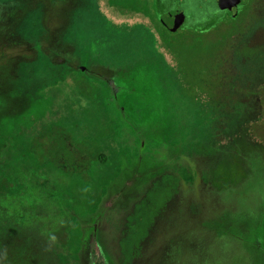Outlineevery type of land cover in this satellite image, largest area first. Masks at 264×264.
<instances>
[{
	"label": "rangeland",
	"instance_id": "1",
	"mask_svg": "<svg viewBox=\"0 0 264 264\" xmlns=\"http://www.w3.org/2000/svg\"><path fill=\"white\" fill-rule=\"evenodd\" d=\"M149 1L0 0V264H264V0ZM55 126L87 169L38 163Z\"/></svg>",
	"mask_w": 264,
	"mask_h": 264
},
{
	"label": "trees",
	"instance_id": "2",
	"mask_svg": "<svg viewBox=\"0 0 264 264\" xmlns=\"http://www.w3.org/2000/svg\"><path fill=\"white\" fill-rule=\"evenodd\" d=\"M146 4L147 5L144 6V8L147 9L145 11L146 14L151 15L152 12H154V14L158 16L157 8H156V5H157L156 1L151 0V2L149 1V3L146 2ZM203 8L205 10L211 9L210 5H208L207 2L204 4ZM206 15H209V14H206ZM164 29L168 31L167 28H164ZM80 76L82 79H84L86 77V73L82 72ZM233 76H237L236 73H234L232 77L227 78L226 88L228 89L229 93H224L223 101H225L226 98L228 99L227 101H229L230 93H232L235 96L237 92L236 84L238 83V81H234ZM78 86L81 88L80 83H78ZM186 95H188V93H185V96ZM210 103H211V106L215 109L210 108L209 110L202 111V112L207 113L209 117L211 115H215L216 117L219 116L224 121L225 116L223 117L219 115L220 111H224L218 108V106L220 107L221 105V101L213 100V102H210ZM215 103H219V105ZM197 111H200V110H197ZM225 111L227 113V117L232 116V114H229V113H234L233 111H227L226 109ZM202 120L203 122L205 121V119H202ZM216 120L218 121V119ZM224 127H225V124L223 122H219L217 126L218 135L222 132L221 130L224 129ZM31 151L40 165L44 166V165L50 164V165H54L63 170H71L76 167L84 170V169H87L93 162L92 154L90 151H88L87 147L83 143H76L73 139L72 134L68 132L65 128L60 127V126H55L52 130L44 132L40 135H37L33 140ZM101 160H103L102 157H101Z\"/></svg>",
	"mask_w": 264,
	"mask_h": 264
},
{
	"label": "flooded vegetation",
	"instance_id": "3",
	"mask_svg": "<svg viewBox=\"0 0 264 264\" xmlns=\"http://www.w3.org/2000/svg\"><path fill=\"white\" fill-rule=\"evenodd\" d=\"M154 1H156V3H157L156 8H157V13H158V17H159L160 21L164 15H167L170 13H172L174 15H181V14L187 15L185 13L186 11L184 8L185 7L184 3L188 2V0H169L170 1L169 4L164 3L163 0H154ZM242 1L243 0H210L209 1L210 7H211L210 10H212V11H211V13H209L208 16H210V17L211 16L214 17L216 15L225 16V17L227 16L233 20H236L242 15V13L244 12V10L247 7V4L243 7H241ZM163 3H164V5H163ZM205 3H206V1L204 2V4ZM176 5L178 7H176ZM237 9H241V11L238 15L236 14L237 17H233L232 12L236 13ZM212 14H214V15H212ZM188 19H189V26L188 27H190L192 25V20H191L190 16H188ZM175 22L176 23L179 22V19L178 18L175 19ZM181 184L184 185V182H182Z\"/></svg>",
	"mask_w": 264,
	"mask_h": 264
},
{
	"label": "water",
	"instance_id": "4",
	"mask_svg": "<svg viewBox=\"0 0 264 264\" xmlns=\"http://www.w3.org/2000/svg\"><path fill=\"white\" fill-rule=\"evenodd\" d=\"M248 0H243L241 7L245 6L247 4ZM241 9H237L236 13H233V17H237V15L240 13ZM237 14V15H236ZM179 19V22H175V19ZM162 24L168 28V30L172 32H177L180 28L185 29L189 26V19L188 16L185 14L181 15H174L172 13L164 15L161 19ZM176 23V24H175ZM85 69H83L84 71Z\"/></svg>",
	"mask_w": 264,
	"mask_h": 264
}]
</instances>
